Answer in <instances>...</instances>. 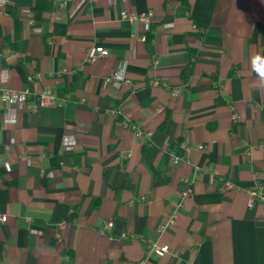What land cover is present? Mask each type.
<instances>
[{"label":"crops","instance_id":"1","mask_svg":"<svg viewBox=\"0 0 264 264\" xmlns=\"http://www.w3.org/2000/svg\"><path fill=\"white\" fill-rule=\"evenodd\" d=\"M38 5L0 0V264H264V0Z\"/></svg>","mask_w":264,"mask_h":264},{"label":"built area","instance_id":"2","mask_svg":"<svg viewBox=\"0 0 264 264\" xmlns=\"http://www.w3.org/2000/svg\"><path fill=\"white\" fill-rule=\"evenodd\" d=\"M124 17H128V15H124ZM153 17L152 13H147V14H142V15H135L131 16V19L134 20H139L145 23H149ZM110 55V52L105 49L102 46H97L89 55L87 58L88 62H92L96 57H108ZM125 79V73L120 72V73H115L111 76V80H121ZM128 83V81H126ZM176 94V92L174 91ZM29 98V92L28 91H14L11 89H6V88H0V109L2 108L3 105L6 104H16V105H25L27 100ZM39 103L41 107H52L55 106L57 103V97L56 95L53 94H47L43 93L39 96ZM128 117V115H127ZM130 119V117H128ZM132 128L134 129L136 136L139 138H143L145 136H149V133H145L141 128L133 125ZM225 187L228 190L234 189L235 184L231 181H225ZM194 186V181L191 179H186L185 181V189L181 192L179 196V200L176 205L175 211L172 213L169 221V225L172 226L176 223V220L178 218V211L182 209L188 199H190L194 193L193 190ZM249 195V201H248V207L252 208L256 204H264V185H258L252 189H249L248 191ZM1 221L6 222L7 217L2 216ZM113 223H108L107 228H112ZM168 225V226H169ZM168 226L164 227L163 229H166ZM171 253V249L168 245L160 246L156 243H152L149 247V254L154 255L158 258H163L167 254Z\"/></svg>","mask_w":264,"mask_h":264},{"label":"trees","instance_id":"3","mask_svg":"<svg viewBox=\"0 0 264 264\" xmlns=\"http://www.w3.org/2000/svg\"><path fill=\"white\" fill-rule=\"evenodd\" d=\"M47 5V0H39V5L37 8V14H36V19H40L43 11L45 10Z\"/></svg>","mask_w":264,"mask_h":264}]
</instances>
